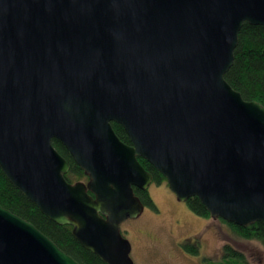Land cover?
<instances>
[{"label":"water","instance_id":"obj_1","mask_svg":"<svg viewBox=\"0 0 264 264\" xmlns=\"http://www.w3.org/2000/svg\"><path fill=\"white\" fill-rule=\"evenodd\" d=\"M245 22L264 27V0H0V170L105 264H133L120 224L153 180L137 157L177 201L264 223V107L224 80ZM0 264L79 263L0 206Z\"/></svg>","mask_w":264,"mask_h":264},{"label":"trees","instance_id":"obj_2","mask_svg":"<svg viewBox=\"0 0 264 264\" xmlns=\"http://www.w3.org/2000/svg\"><path fill=\"white\" fill-rule=\"evenodd\" d=\"M224 80L243 100L256 101L264 107V27L243 23L237 33V44L233 50V61L224 74ZM116 136L125 144H130L123 127L111 122ZM55 150L68 163L69 169L64 178L70 183L86 181L87 176L79 168L64 146L57 140L51 141ZM141 166L152 175L153 182L159 185L165 178L161 176L144 159L137 157ZM134 194L144 207L155 210L147 190L133 188ZM186 207L196 216L209 218L210 215L196 197H190L185 202ZM0 206L20 218L30 222L36 229L49 238L59 249L71 256L79 264H105L90 251L84 249L72 236L69 225H59L44 216L38 208L15 188L0 170ZM223 221V220H222ZM231 233L240 239L258 241L264 248V223L253 222L247 226H238L223 221ZM184 251L197 255L198 244H182ZM221 264H247L241 252L224 244L221 248Z\"/></svg>","mask_w":264,"mask_h":264},{"label":"rangeland","instance_id":"obj_3","mask_svg":"<svg viewBox=\"0 0 264 264\" xmlns=\"http://www.w3.org/2000/svg\"><path fill=\"white\" fill-rule=\"evenodd\" d=\"M155 210L148 207L136 219L120 224L121 235L131 246L133 264H221V248L229 244L247 264H264V248L255 240L235 237L220 218H201L177 201L166 181L147 188ZM198 244V254L182 244Z\"/></svg>","mask_w":264,"mask_h":264},{"label":"flooded vegetation","instance_id":"obj_4","mask_svg":"<svg viewBox=\"0 0 264 264\" xmlns=\"http://www.w3.org/2000/svg\"><path fill=\"white\" fill-rule=\"evenodd\" d=\"M153 182V181H152ZM182 203H185V202H182ZM146 208V207H145ZM197 254H198V252H197Z\"/></svg>","mask_w":264,"mask_h":264}]
</instances>
